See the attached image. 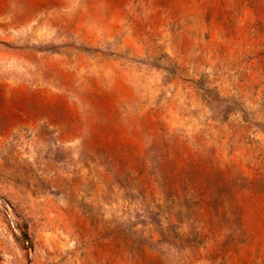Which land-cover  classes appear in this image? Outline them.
Returning a JSON list of instances; mask_svg holds the SVG:
<instances>
[{"label": "rangeland", "instance_id": "obj_1", "mask_svg": "<svg viewBox=\"0 0 264 264\" xmlns=\"http://www.w3.org/2000/svg\"><path fill=\"white\" fill-rule=\"evenodd\" d=\"M0 264H264V0H0Z\"/></svg>", "mask_w": 264, "mask_h": 264}]
</instances>
